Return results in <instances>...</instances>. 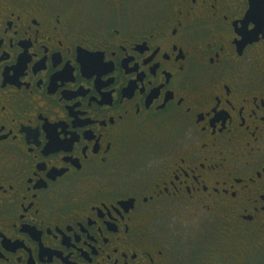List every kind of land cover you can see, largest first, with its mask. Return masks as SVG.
Instances as JSON below:
<instances>
[{
	"label": "flooded vegetation",
	"instance_id": "flooded-vegetation-1",
	"mask_svg": "<svg viewBox=\"0 0 264 264\" xmlns=\"http://www.w3.org/2000/svg\"><path fill=\"white\" fill-rule=\"evenodd\" d=\"M0 264H264V0H0Z\"/></svg>",
	"mask_w": 264,
	"mask_h": 264
},
{
	"label": "rangeland",
	"instance_id": "rangeland-1",
	"mask_svg": "<svg viewBox=\"0 0 264 264\" xmlns=\"http://www.w3.org/2000/svg\"><path fill=\"white\" fill-rule=\"evenodd\" d=\"M197 222H198V221H196L195 223H193V225H196Z\"/></svg>",
	"mask_w": 264,
	"mask_h": 264
}]
</instances>
